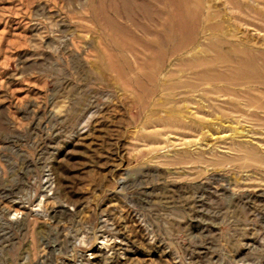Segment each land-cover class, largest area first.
<instances>
[{"label":"rangeland","instance_id":"374dc122","mask_svg":"<svg viewBox=\"0 0 264 264\" xmlns=\"http://www.w3.org/2000/svg\"><path fill=\"white\" fill-rule=\"evenodd\" d=\"M0 264H264V0H0Z\"/></svg>","mask_w":264,"mask_h":264}]
</instances>
